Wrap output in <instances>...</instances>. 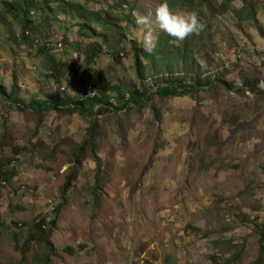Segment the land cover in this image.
Here are the masks:
<instances>
[{
    "label": "rangeland",
    "instance_id": "rangeland-1",
    "mask_svg": "<svg viewBox=\"0 0 264 264\" xmlns=\"http://www.w3.org/2000/svg\"><path fill=\"white\" fill-rule=\"evenodd\" d=\"M158 3L0 0V166L15 170L0 187V264H43L49 250L48 264H201L193 251L209 248L225 255L212 264H264V0H168L204 24L183 40L155 23ZM137 14L152 18V52ZM21 18L35 38L21 35ZM170 79L201 86L195 98L121 109ZM88 85L107 86L103 102L117 110L97 117L95 149L75 169L88 118L19 113L9 97L77 101ZM41 220L45 243L30 239Z\"/></svg>",
    "mask_w": 264,
    "mask_h": 264
},
{
    "label": "trees",
    "instance_id": "trees-1",
    "mask_svg": "<svg viewBox=\"0 0 264 264\" xmlns=\"http://www.w3.org/2000/svg\"><path fill=\"white\" fill-rule=\"evenodd\" d=\"M33 1L34 0H23L25 10H28L33 6ZM19 22L21 24V33H22L21 35L23 37L27 38L30 37V35H32L34 36L32 38H35V36L39 34L38 30L33 26H31L29 21L26 20L25 18H21ZM28 32L30 35L26 34ZM84 35H87V33H84ZM49 47L50 46L43 45V48L45 49H49ZM92 49L93 50L88 52V54L86 55L87 65H90L94 61L95 57L101 50L100 46L98 45H96ZM135 60H136L135 61L136 67L139 69L142 65L141 60L138 56H136ZM50 69L57 75H60L62 73V71H60L59 64H57L56 66H51ZM200 86L201 85L198 83L196 85L193 84L186 85L181 82H173V80L170 79L167 81L166 84L157 85L153 92L150 91L148 92V90L144 89L142 93L134 92L130 94L125 98V102L121 106V109L131 110V109L139 108L154 99H157L158 101H163L168 97L189 96V95L195 98ZM246 87H248V90L253 93L263 94V90L257 87L256 84L248 85ZM239 89L244 90L245 88H238V90ZM108 90L109 88L107 86H99L96 93L93 96H85L86 98L81 100L67 101V100L51 99L48 102H32L28 107H24L16 104V102L9 97L10 99L9 107L12 110L19 113H27L29 111L40 112L42 110H54L58 112L66 111V112L76 113L88 118L89 126L85 131V139L83 140L82 144L79 146V149L74 156V163H76L74 168L79 169L81 167L83 154L86 148L92 151H94L95 149L94 146L96 145V130H97V123H95V121L97 120V117L99 115H104L105 112L107 111L113 112L117 110L116 108L114 109V107H111L110 103L103 102V98H105ZM118 97L123 98L121 95ZM94 159L96 161V164H98L99 160L96 155H94ZM9 162L10 159H8L7 163ZM76 173L77 170L74 171V169L72 168V171L70 172L69 176L66 178V181L62 187L63 192L65 191V189L70 187V181L75 179ZM14 176H15L14 169L7 170L6 168L0 166V187L2 186V184L5 185V183H8ZM60 206H57L55 211H57ZM54 223L55 220L51 221L50 225L54 226L53 225ZM43 226H45V220H41L38 224L35 225L38 232L36 234L33 233L30 235L31 240L38 243H45L47 241V237L49 236L51 229L45 232L44 230L45 228H43ZM261 238L263 242L264 232H262ZM28 249L29 246L25 244L21 249V251H23V254H25V252L28 251ZM48 253L43 258L44 259L43 264L49 263Z\"/></svg>",
    "mask_w": 264,
    "mask_h": 264
},
{
    "label": "clouds",
    "instance_id": "clouds-1",
    "mask_svg": "<svg viewBox=\"0 0 264 264\" xmlns=\"http://www.w3.org/2000/svg\"><path fill=\"white\" fill-rule=\"evenodd\" d=\"M154 20L162 31L176 40H183L189 34H198L204 28L196 11H173L168 0H159L154 9ZM152 22L150 15L137 14L136 23L142 26L140 38L148 52H152L156 47L157 37L154 35Z\"/></svg>",
    "mask_w": 264,
    "mask_h": 264
},
{
    "label": "built area",
    "instance_id": "built-area-1",
    "mask_svg": "<svg viewBox=\"0 0 264 264\" xmlns=\"http://www.w3.org/2000/svg\"><path fill=\"white\" fill-rule=\"evenodd\" d=\"M260 88H263V85L260 84ZM94 95V89L91 85L86 86V96ZM20 225V224H19ZM194 260L201 262V264H212V261H223L225 260V255L219 252L216 249H202L193 251Z\"/></svg>",
    "mask_w": 264,
    "mask_h": 264
},
{
    "label": "crops",
    "instance_id": "crops-1",
    "mask_svg": "<svg viewBox=\"0 0 264 264\" xmlns=\"http://www.w3.org/2000/svg\"><path fill=\"white\" fill-rule=\"evenodd\" d=\"M141 261H143V260H141ZM153 262H156V260L155 261H153ZM140 264V263H139Z\"/></svg>",
    "mask_w": 264,
    "mask_h": 264
}]
</instances>
